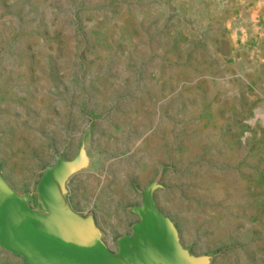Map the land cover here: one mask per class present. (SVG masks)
I'll use <instances>...</instances> for the list:
<instances>
[{
    "label": "rangeland",
    "instance_id": "obj_1",
    "mask_svg": "<svg viewBox=\"0 0 264 264\" xmlns=\"http://www.w3.org/2000/svg\"><path fill=\"white\" fill-rule=\"evenodd\" d=\"M80 152L66 200L114 251L161 175L189 254L264 264V0H0L1 174L46 214L40 180Z\"/></svg>",
    "mask_w": 264,
    "mask_h": 264
},
{
    "label": "water",
    "instance_id": "obj_2",
    "mask_svg": "<svg viewBox=\"0 0 264 264\" xmlns=\"http://www.w3.org/2000/svg\"><path fill=\"white\" fill-rule=\"evenodd\" d=\"M167 24L155 19L146 26L159 31ZM75 28H88L81 16ZM189 83L191 78H186L168 94L170 106ZM82 155L47 168L38 187L46 214L33 209L0 172V249L23 257L27 264H207L206 256L191 255L183 248L175 225L158 209L154 193L161 175L141 193L140 205L131 207L139 221L130 234L119 238V251L111 249L94 215H79L65 197L67 180L82 167Z\"/></svg>",
    "mask_w": 264,
    "mask_h": 264
},
{
    "label": "crops",
    "instance_id": "obj_3",
    "mask_svg": "<svg viewBox=\"0 0 264 264\" xmlns=\"http://www.w3.org/2000/svg\"><path fill=\"white\" fill-rule=\"evenodd\" d=\"M12 254L11 252L7 251V250H4V249H0V256L3 257L4 260L6 259H11L12 257ZM18 256V255H17ZM18 257H21V256H18ZM23 258V257H21ZM24 259V258H23ZM25 260V259H24Z\"/></svg>",
    "mask_w": 264,
    "mask_h": 264
}]
</instances>
